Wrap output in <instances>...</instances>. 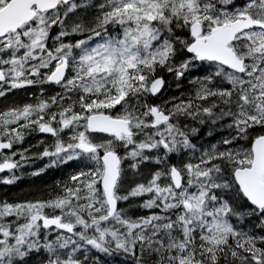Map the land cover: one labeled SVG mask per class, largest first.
<instances>
[{
    "label": "snow or ice",
    "instance_id": "1",
    "mask_svg": "<svg viewBox=\"0 0 264 264\" xmlns=\"http://www.w3.org/2000/svg\"><path fill=\"white\" fill-rule=\"evenodd\" d=\"M69 164L0 264H264V0H0V183Z\"/></svg>",
    "mask_w": 264,
    "mask_h": 264
},
{
    "label": "trees",
    "instance_id": "2",
    "mask_svg": "<svg viewBox=\"0 0 264 264\" xmlns=\"http://www.w3.org/2000/svg\"><path fill=\"white\" fill-rule=\"evenodd\" d=\"M173 93L178 94L176 90H174ZM165 95L160 97V99L166 97ZM207 132H208L207 127H204L198 132L196 137L199 136L206 138ZM40 138L41 135L39 133H30L25 138L24 146L26 147L28 143L35 144L36 140ZM36 161H38V165H39L38 167L43 166V163L47 162L46 160H36ZM71 167L72 165L69 164L67 167L48 170L47 174L42 176L40 179H36L27 175V173H29L32 170V169H28L24 172L25 175H21L20 179L17 182H15L14 185L0 184V198H3L5 196L16 197L23 195H28V196L38 195L40 194V192H44L46 194L47 189L45 188V186L51 185L56 179H62L63 178L62 172H67ZM17 174L19 175V173ZM93 254L99 256L100 259L104 262V264H122V261L124 260L123 257L118 255L109 257V256H105L103 253H97L95 251H93Z\"/></svg>",
    "mask_w": 264,
    "mask_h": 264
},
{
    "label": "rangeland",
    "instance_id": "3",
    "mask_svg": "<svg viewBox=\"0 0 264 264\" xmlns=\"http://www.w3.org/2000/svg\"><path fill=\"white\" fill-rule=\"evenodd\" d=\"M117 29H118V26H117ZM109 31H111V29H109ZM95 42H97V41H96V38H93V43H95ZM54 90H55V91H59L58 88H57V89H54ZM174 90H176L174 86H173L172 88L168 89V90H167V94L165 95L166 97H164L163 99H167L168 93H169V94H174V93H173ZM49 95H51V91L49 92ZM216 134H217V133H213V136H215ZM200 139H201V137H199V136L195 137V141H196V142L200 141ZM204 139L207 140L208 137L206 136V138H204ZM50 142H51V141H50ZM35 163H38V161H35ZM26 166H27V165H25L20 171L24 173V172L27 170V169H26V168H27ZM1 176H2V175H1ZM0 184H3V183H0ZM93 251H95V250H93Z\"/></svg>",
    "mask_w": 264,
    "mask_h": 264
},
{
    "label": "flooded vegetation",
    "instance_id": "4",
    "mask_svg": "<svg viewBox=\"0 0 264 264\" xmlns=\"http://www.w3.org/2000/svg\"><path fill=\"white\" fill-rule=\"evenodd\" d=\"M39 134H40L41 136H44V135H45V134H41V133H39ZM49 142H50V141H49ZM34 166L38 167L39 165H38V163H35ZM26 167H27V168H26L27 170H28V169H31V168H29L28 166H26ZM6 174H7V172H3V173L1 172V173H0V176H1V175H6Z\"/></svg>",
    "mask_w": 264,
    "mask_h": 264
},
{
    "label": "water",
    "instance_id": "5",
    "mask_svg": "<svg viewBox=\"0 0 264 264\" xmlns=\"http://www.w3.org/2000/svg\"><path fill=\"white\" fill-rule=\"evenodd\" d=\"M4 172H6V171H4ZM1 173V172H0Z\"/></svg>",
    "mask_w": 264,
    "mask_h": 264
},
{
    "label": "bare ground",
    "instance_id": "6",
    "mask_svg": "<svg viewBox=\"0 0 264 264\" xmlns=\"http://www.w3.org/2000/svg\"><path fill=\"white\" fill-rule=\"evenodd\" d=\"M174 92V91H173Z\"/></svg>",
    "mask_w": 264,
    "mask_h": 264
}]
</instances>
